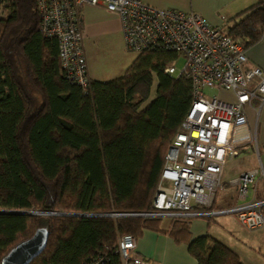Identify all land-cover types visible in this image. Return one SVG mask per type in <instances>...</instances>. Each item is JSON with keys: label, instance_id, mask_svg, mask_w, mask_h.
Returning <instances> with one entry per match:
<instances>
[{"label": "trees", "instance_id": "1", "mask_svg": "<svg viewBox=\"0 0 264 264\" xmlns=\"http://www.w3.org/2000/svg\"><path fill=\"white\" fill-rule=\"evenodd\" d=\"M220 29L244 48L254 43L264 33V0ZM57 49L39 28L36 0H1L0 259L37 227L48 236L28 264L115 259L118 235L165 232L162 217L140 214L152 208L166 149L189 110L190 79L164 72L177 53L142 51L136 71L137 58L122 76L90 79L83 90L65 78ZM186 219H171L166 233L186 239ZM208 240L188 243L200 264H244Z\"/></svg>", "mask_w": 264, "mask_h": 264}, {"label": "built area", "instance_id": "2", "mask_svg": "<svg viewBox=\"0 0 264 264\" xmlns=\"http://www.w3.org/2000/svg\"><path fill=\"white\" fill-rule=\"evenodd\" d=\"M83 5L115 12L127 49L136 53L165 50L182 56L180 70L169 64L164 72L185 73L190 79L189 110L164 155L152 208L140 215L192 218L234 213L246 229L264 226V199H246L259 175L257 169L243 171L232 181L239 204L212 208L216 191L222 188L225 164L253 141L244 109L253 98L264 102V70L248 64L238 41L192 11L158 8L142 0H36L39 28L45 36L56 38L65 78L83 90L90 81L82 42ZM206 89L231 92L234 99L208 96ZM110 250L115 259L98 253L83 264H152L137 253L133 234L118 235Z\"/></svg>", "mask_w": 264, "mask_h": 264}, {"label": "crops", "instance_id": "3", "mask_svg": "<svg viewBox=\"0 0 264 264\" xmlns=\"http://www.w3.org/2000/svg\"><path fill=\"white\" fill-rule=\"evenodd\" d=\"M142 1L158 8L192 11L211 25L224 29L236 14L258 0ZM80 16L89 78L107 81L122 76L126 71V64L123 62L115 67L102 68L100 65L94 66L92 59V53L108 52L117 48L115 44L123 41L118 15L100 5H83L80 8ZM245 54L249 65H257L264 70V33L254 43L245 47ZM217 96L228 102L234 99L231 92L223 90H220ZM244 110L253 141L248 148L241 150L225 164L220 175L222 188L216 191L212 203V208L216 210L229 209L241 202L238 198L237 185L232 181L241 172L249 169H257L259 175L250 185L246 199H264V102L260 103L258 98H253L251 104ZM216 215L187 218L188 237L186 239L181 237L179 241L166 233L173 218H166L163 223L162 217L159 227L165 232L143 230L142 234L136 237V251L140 256L150 259L152 264H200L190 253L188 243L198 237H208V241L215 239L226 245L244 264H264V226L246 229L249 231L243 233L239 229L240 223L234 213ZM244 239H247L250 251L238 246V241Z\"/></svg>", "mask_w": 264, "mask_h": 264}, {"label": "rangeland", "instance_id": "4", "mask_svg": "<svg viewBox=\"0 0 264 264\" xmlns=\"http://www.w3.org/2000/svg\"><path fill=\"white\" fill-rule=\"evenodd\" d=\"M122 42L115 44V46L117 48L110 50L108 52H104L101 54L100 53H97V54L92 53L93 63L95 64L94 66L100 65L102 68L103 67H115V66H117L123 62L124 64H126L125 67L127 69L128 66L131 65L132 63H134V61L136 60L137 53L127 49L124 45V42L123 43ZM183 61L184 60H183L182 56L179 55V56L171 59L170 64H172L175 67L176 71H178L181 69V67L183 65ZM142 62L143 61L141 58H137V61L133 65L132 70L136 71ZM152 79H153V82H152L151 89H150V94H151L150 98L152 97L154 90H155V87H156V76L153 75ZM219 92L220 91L214 90V89H206L205 90V93L208 96L217 95V94H219ZM227 214L233 215V213H222L220 215H227ZM218 215H216V216H218ZM165 221H166V218H164L162 222L164 223ZM238 225H239V229L241 230V232L246 233V231H249V230H246V228H244L240 224H238ZM246 240L247 239H244L242 241H238V246H240L243 249H248L250 251L249 244L247 243Z\"/></svg>", "mask_w": 264, "mask_h": 264}, {"label": "water", "instance_id": "5", "mask_svg": "<svg viewBox=\"0 0 264 264\" xmlns=\"http://www.w3.org/2000/svg\"><path fill=\"white\" fill-rule=\"evenodd\" d=\"M32 213L31 211H21ZM63 214V213H59ZM48 231L45 227H37L26 239L12 246L0 259V264H28L45 247Z\"/></svg>", "mask_w": 264, "mask_h": 264}, {"label": "bare ground", "instance_id": "6", "mask_svg": "<svg viewBox=\"0 0 264 264\" xmlns=\"http://www.w3.org/2000/svg\"><path fill=\"white\" fill-rule=\"evenodd\" d=\"M224 101H226V100H224ZM166 151H167V149H166ZM166 153V152H165Z\"/></svg>", "mask_w": 264, "mask_h": 264}]
</instances>
